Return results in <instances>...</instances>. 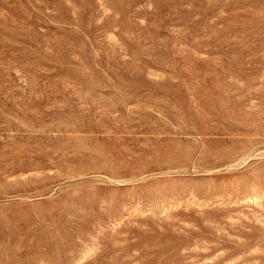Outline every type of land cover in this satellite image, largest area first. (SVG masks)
<instances>
[{"label":"rangeland","instance_id":"374dc122","mask_svg":"<svg viewBox=\"0 0 264 264\" xmlns=\"http://www.w3.org/2000/svg\"><path fill=\"white\" fill-rule=\"evenodd\" d=\"M0 264H264V0H0Z\"/></svg>","mask_w":264,"mask_h":264}]
</instances>
